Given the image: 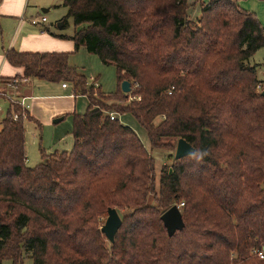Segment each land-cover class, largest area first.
<instances>
[{"label":"trees","instance_id":"obj_1","mask_svg":"<svg viewBox=\"0 0 264 264\" xmlns=\"http://www.w3.org/2000/svg\"><path fill=\"white\" fill-rule=\"evenodd\" d=\"M193 5L64 0L75 50L115 67V93L79 74L70 54L7 53L25 72L8 83H69L89 107L74 114L72 151L42 152L31 168L25 122L34 118L11 103L0 130V264H264V89L249 65L264 26L238 0ZM113 113L132 114L152 151L184 139L196 154L163 167L157 193L155 158ZM181 204L185 228L169 237L161 216ZM110 209L131 211L114 245L101 232Z\"/></svg>","mask_w":264,"mask_h":264},{"label":"rangeland","instance_id":"obj_2","mask_svg":"<svg viewBox=\"0 0 264 264\" xmlns=\"http://www.w3.org/2000/svg\"><path fill=\"white\" fill-rule=\"evenodd\" d=\"M197 1L198 0H189V3L193 5ZM208 1L204 0L205 3ZM238 4L244 10L254 13L264 26V0H238ZM43 9H49V12L44 13ZM196 9L197 11H195ZM199 11L201 12V6L199 4L193 5L190 10L191 19L192 17L195 18L196 12ZM31 14L34 16L39 15L46 17L48 22L45 24V26H49L52 30L54 29V31L60 32L62 34L70 35L76 30L73 19L68 17V9L64 6V0H32L29 5V15ZM60 24H62L64 27L59 28ZM45 26H38V28H45ZM69 63L70 66L76 68L77 72L84 75L91 83H93L96 79V84L101 86L103 92L110 94L117 91L118 81L115 67L104 65L98 56L88 53L85 48H81L80 51L72 55L69 59ZM249 65L257 68V79L262 83V85L258 87V92L262 91L264 89V47L249 60ZM10 84L11 86L14 85L13 82ZM61 84L62 83H60V85ZM49 85L53 86L55 83ZM67 85H69V89L66 92L68 94H74L72 85L69 83ZM1 92L2 91H0V130L2 129V121L5 119L11 106L9 97L3 96ZM132 100H134V98L129 99V101ZM111 103H115L117 105L125 104V102L114 101L110 102V104ZM88 107V97L82 95L77 96L75 112L66 115V119H63V121L55 126L58 129L56 134H54V128H41L40 130L37 124L34 122H31L30 120L26 121L27 166L31 168L38 166V164L42 162V152L45 154H52L55 151L71 152L74 146V114L83 115L88 110ZM119 120L122 125L129 126L136 132L145 148L150 151L152 156L155 158L157 173L155 188L156 192L158 193L159 178L162 168L167 167L170 169L176 161L175 154L178 140L164 139L163 144L165 146H161L160 148L154 149L152 151L146 129L132 114L126 113L120 115ZM156 122L160 123V119H158ZM52 123H54V120H52ZM147 203L149 205L155 206V195H150ZM118 212L122 218L125 215L131 213L130 210L126 209L120 210ZM107 217L100 218L102 226L105 224ZM3 264H12V262L5 260ZM25 264H33V260L31 258H27L25 260Z\"/></svg>","mask_w":264,"mask_h":264},{"label":"crops","instance_id":"obj_3","mask_svg":"<svg viewBox=\"0 0 264 264\" xmlns=\"http://www.w3.org/2000/svg\"><path fill=\"white\" fill-rule=\"evenodd\" d=\"M31 1L0 0V91L3 96L9 97L11 103H24L28 107L29 115L34 118L30 121L37 124L40 130L54 128L56 134L58 129L55 126L63 120L55 123V119L62 117L65 120L66 115L75 112L77 97L66 92L69 85L64 88L63 83H55L53 87L49 85L51 82L38 79H20L13 86L8 83L10 79L22 77L25 73L23 68L14 67L7 60V53L11 50L21 53H67L70 57L78 52L75 50L74 41L70 39L75 32L65 35L54 31L45 26L48 21L33 24L34 20H41L44 16L29 15ZM43 10H47L44 13L49 12V9ZM199 13L201 12H196L195 18L192 19L199 18ZM63 27L62 24L59 25V28ZM94 81L97 82L96 79ZM98 86L96 84V87Z\"/></svg>","mask_w":264,"mask_h":264},{"label":"water","instance_id":"obj_4","mask_svg":"<svg viewBox=\"0 0 264 264\" xmlns=\"http://www.w3.org/2000/svg\"><path fill=\"white\" fill-rule=\"evenodd\" d=\"M47 10H43L46 12ZM122 92L129 94L132 90L131 83L129 81L123 82L121 86ZM264 96V93H263ZM120 116H117L119 119ZM63 118L55 121L60 122ZM196 150L184 139H179L176 148L175 160L179 161L183 158L194 156ZM161 220L167 229L169 237H173L176 232L183 231L185 228V222L179 206L175 205L161 216ZM122 217L117 209H110L108 211V217L105 224L101 227V232L105 235L106 239L112 244H115L116 236L120 228L122 227Z\"/></svg>","mask_w":264,"mask_h":264},{"label":"built area","instance_id":"obj_5","mask_svg":"<svg viewBox=\"0 0 264 264\" xmlns=\"http://www.w3.org/2000/svg\"><path fill=\"white\" fill-rule=\"evenodd\" d=\"M47 22V19H46V17H42V19L41 20H38V19H36V20H34L33 21V24L34 25H37V24H39V23H46ZM63 87L64 88H66V87H68V85L67 84H63ZM21 105V107H22V109H23V115H24V118L26 117V113H27V111H28V107H26V105L24 104V103H22V104H20ZM110 118H111V120H115L116 118H117V115L116 114H110ZM14 119L15 120H18L19 119V114H14ZM184 204H181L180 206H179V208H181V206H183ZM258 253V255H259V257L260 258H264V253L262 252V251H259V252H257Z\"/></svg>","mask_w":264,"mask_h":264}]
</instances>
